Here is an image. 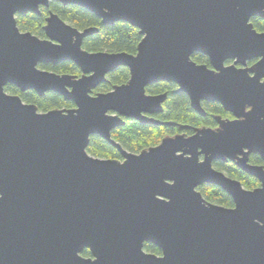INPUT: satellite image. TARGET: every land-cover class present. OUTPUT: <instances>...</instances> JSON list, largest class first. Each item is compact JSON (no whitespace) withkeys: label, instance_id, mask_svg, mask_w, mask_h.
Here are the masks:
<instances>
[{"label":"water","instance_id":"obj_1","mask_svg":"<svg viewBox=\"0 0 264 264\" xmlns=\"http://www.w3.org/2000/svg\"><path fill=\"white\" fill-rule=\"evenodd\" d=\"M53 1L137 28V53L89 52L83 42L99 29L79 30L53 12L46 38L19 29L17 16L41 15ZM253 18L264 20V0H0V264H264V165L250 163L264 161V32ZM197 53L211 67L193 61ZM65 62L82 75L39 67ZM120 67L128 82L93 94ZM160 82L176 84L202 117L203 102H216L235 119L216 116V128L131 153L111 136L125 119L174 125L154 117L168 94L146 88ZM8 85L75 107L40 112ZM92 136L123 160L90 155ZM215 162L260 186L246 189ZM205 184L234 207L207 201Z\"/></svg>","mask_w":264,"mask_h":264},{"label":"trees","instance_id":"obj_2","mask_svg":"<svg viewBox=\"0 0 264 264\" xmlns=\"http://www.w3.org/2000/svg\"><path fill=\"white\" fill-rule=\"evenodd\" d=\"M50 12L58 14L64 21L79 30L87 28L99 29L98 33L88 37L83 43V48L89 52L106 51L110 53L136 54L138 45L143 39L139 30L128 23L118 22L114 25H104L101 19L78 6H64L55 1L50 3L49 8L41 7V15L29 13L18 16L19 29L22 32H31L40 38H44L43 27L45 19ZM252 23L258 32H264L263 19L253 18ZM192 59L198 64H206L211 67L209 59L205 55L197 53L192 56ZM253 63L254 61L249 63V65ZM39 67L57 74L81 75V69L73 62H65L56 66L40 65ZM129 78V69L120 67L108 74L107 81L100 85L93 94L108 93L115 86L127 83ZM5 90L9 94L19 95L25 103L37 105L40 112H48L53 109H72L75 107L73 102L66 101L62 96L53 92L46 93L43 97H40L33 91L23 93L12 85H8ZM146 92L150 95L168 94V98L163 104V113L156 115L155 118L162 123H173L174 125L142 124L133 119H125V126L114 129L111 136L115 142L121 144L125 150L131 153L138 154L145 149L155 147L167 136H174L178 133H185L190 136L199 128L214 127L216 126V121L212 115H226V111L219 103H204L203 106L208 115L206 117L200 116L192 109L188 96L179 92L178 86L173 83L160 82L150 85L146 88ZM182 126L186 128L181 129ZM87 151L90 155L97 158L123 160L118 149L98 136L91 137ZM250 163L264 165V161L258 155H252ZM214 167L225 172L229 177L239 180L248 190H254L260 186V182L256 178L248 175L232 163L215 162ZM198 190L211 203L227 208L234 207L232 197L215 185L205 184L200 186ZM144 249L156 255L162 254L161 250L152 244H145ZM83 256L86 258L90 257L91 252L85 250Z\"/></svg>","mask_w":264,"mask_h":264},{"label":"flooded vegetation","instance_id":"obj_3","mask_svg":"<svg viewBox=\"0 0 264 264\" xmlns=\"http://www.w3.org/2000/svg\"><path fill=\"white\" fill-rule=\"evenodd\" d=\"M49 16V15H48ZM47 16V17H48ZM46 17V18H47ZM45 24H46V19H45ZM44 31V30H43ZM45 33V32H44ZM90 37V36H89ZM44 38H46V35H45V37ZM88 38V37H87ZM86 38V39H87ZM85 41V40H84ZM84 43V42H83ZM232 62L231 61H229V62H227V64H231ZM251 63V62H250ZM110 74V73H109ZM81 75H82V71H81ZM80 75V76H81ZM80 76H78V77H80ZM29 91H32V90H29ZM27 92V91H26ZM34 93H36L35 91H33ZM23 93H25V92H23ZM37 94V93H36ZM38 95V94H37ZM39 96V95H38ZM40 97H43V96H40ZM204 103H211V102H203V104ZM214 103H216V102H214ZM27 104H29V103H27ZM221 105V104H220ZM213 117H214V119H215V117L216 116H218L217 114H213L212 115ZM155 117V116H154ZM219 117H221L222 119H226V120H234L235 119V117L233 116V114H231V113H229V112H227L226 111V115L225 116H220L219 115ZM215 121H216V119H215ZM218 126V123H217V121H216V126H214V127H211V128H216ZM252 156V155H251Z\"/></svg>","mask_w":264,"mask_h":264},{"label":"rangeland","instance_id":"obj_4","mask_svg":"<svg viewBox=\"0 0 264 264\" xmlns=\"http://www.w3.org/2000/svg\"><path fill=\"white\" fill-rule=\"evenodd\" d=\"M17 18H18V16H17ZM102 85V84H101Z\"/></svg>","mask_w":264,"mask_h":264}]
</instances>
